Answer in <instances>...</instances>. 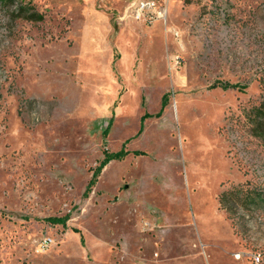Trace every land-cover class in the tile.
<instances>
[{"label":"rangeland","instance_id":"1","mask_svg":"<svg viewBox=\"0 0 264 264\" xmlns=\"http://www.w3.org/2000/svg\"><path fill=\"white\" fill-rule=\"evenodd\" d=\"M25 1L42 20L0 0V264H264V200L218 201L264 193V0Z\"/></svg>","mask_w":264,"mask_h":264},{"label":"trees","instance_id":"2","mask_svg":"<svg viewBox=\"0 0 264 264\" xmlns=\"http://www.w3.org/2000/svg\"><path fill=\"white\" fill-rule=\"evenodd\" d=\"M3 1H6L8 4L14 6V8L12 9V16L15 18L24 19L26 21H31V22H37L42 20L43 15L40 12H38L29 1L1 0V2ZM260 84L262 89V95L260 101L257 104L252 105L248 109H244L243 116L251 134L264 143V79L263 78L261 79ZM219 85H221L223 88L237 86V84L229 83V82H220ZM157 114H159V112ZM110 121H111V117L108 121L107 126L103 130V134H105L106 131L108 130ZM127 152L128 151L125 149H120L115 152H105L104 158L99 163L96 170L93 171L92 177L89 179L86 192L88 191L89 187L93 184L97 172L105 162H107L109 159L121 158L125 154H127ZM133 154H144V152L136 150L133 151ZM263 200H264V193L262 189L257 185L249 186L247 181L244 183H240L236 186H231L228 189L222 190L218 196L220 207L226 211L227 216L230 218H232L233 213H236L239 207L243 208L250 205L257 207L261 205ZM49 219L58 220L55 217H50ZM75 231H77V229H75Z\"/></svg>","mask_w":264,"mask_h":264},{"label":"built area","instance_id":"3","mask_svg":"<svg viewBox=\"0 0 264 264\" xmlns=\"http://www.w3.org/2000/svg\"><path fill=\"white\" fill-rule=\"evenodd\" d=\"M125 12L132 19L151 24L156 20H164L166 9L160 0H133L125 7ZM243 256L242 252L234 253L235 258ZM253 264H258L261 260L259 252L248 254Z\"/></svg>","mask_w":264,"mask_h":264},{"label":"crops","instance_id":"4","mask_svg":"<svg viewBox=\"0 0 264 264\" xmlns=\"http://www.w3.org/2000/svg\"><path fill=\"white\" fill-rule=\"evenodd\" d=\"M131 1H133V0L128 1V3H130Z\"/></svg>","mask_w":264,"mask_h":264}]
</instances>
